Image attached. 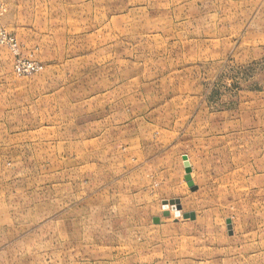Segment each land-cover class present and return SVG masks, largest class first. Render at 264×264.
Here are the masks:
<instances>
[{
	"label": "rangeland",
	"instance_id": "374dc122",
	"mask_svg": "<svg viewBox=\"0 0 264 264\" xmlns=\"http://www.w3.org/2000/svg\"><path fill=\"white\" fill-rule=\"evenodd\" d=\"M0 264H264V0H0Z\"/></svg>",
	"mask_w": 264,
	"mask_h": 264
}]
</instances>
